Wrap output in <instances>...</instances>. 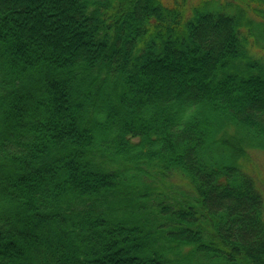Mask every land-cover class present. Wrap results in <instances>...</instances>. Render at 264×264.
Instances as JSON below:
<instances>
[{"label":"trees","instance_id":"trees-1","mask_svg":"<svg viewBox=\"0 0 264 264\" xmlns=\"http://www.w3.org/2000/svg\"><path fill=\"white\" fill-rule=\"evenodd\" d=\"M262 43L264 0H0V264H264Z\"/></svg>","mask_w":264,"mask_h":264},{"label":"rangeland","instance_id":"rangeland-1","mask_svg":"<svg viewBox=\"0 0 264 264\" xmlns=\"http://www.w3.org/2000/svg\"><path fill=\"white\" fill-rule=\"evenodd\" d=\"M264 44V43H262ZM256 53H259L260 55H262V57H260L259 55H257L258 57L264 59V50L258 49L256 48ZM251 158H252V162L254 163V165H256L258 168H260L263 172H260V170H258L260 172V174L262 175V177H264V151H256V152H251ZM246 165L248 164L247 161Z\"/></svg>","mask_w":264,"mask_h":264},{"label":"bare ground","instance_id":"bare-ground-1","mask_svg":"<svg viewBox=\"0 0 264 264\" xmlns=\"http://www.w3.org/2000/svg\"><path fill=\"white\" fill-rule=\"evenodd\" d=\"M164 217V216H163Z\"/></svg>","mask_w":264,"mask_h":264}]
</instances>
